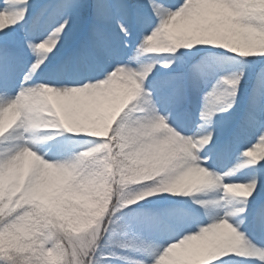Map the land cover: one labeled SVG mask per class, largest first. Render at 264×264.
I'll return each instance as SVG.
<instances>
[{"label": "snow or ice", "instance_id": "snow-or-ice-1", "mask_svg": "<svg viewBox=\"0 0 264 264\" xmlns=\"http://www.w3.org/2000/svg\"><path fill=\"white\" fill-rule=\"evenodd\" d=\"M0 264H264V0H0Z\"/></svg>", "mask_w": 264, "mask_h": 264}]
</instances>
